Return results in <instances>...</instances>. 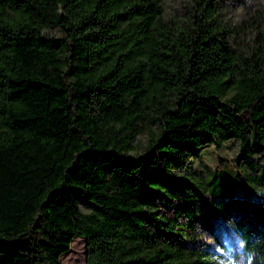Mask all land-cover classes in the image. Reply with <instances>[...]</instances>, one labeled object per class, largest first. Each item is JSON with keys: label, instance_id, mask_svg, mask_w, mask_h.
I'll return each mask as SVG.
<instances>
[{"label": "trees", "instance_id": "trees-1", "mask_svg": "<svg viewBox=\"0 0 264 264\" xmlns=\"http://www.w3.org/2000/svg\"><path fill=\"white\" fill-rule=\"evenodd\" d=\"M163 2L0 0V264H215L217 216L264 264V14ZM230 138L255 196L184 168Z\"/></svg>", "mask_w": 264, "mask_h": 264}, {"label": "rangeland", "instance_id": "rangeland-1", "mask_svg": "<svg viewBox=\"0 0 264 264\" xmlns=\"http://www.w3.org/2000/svg\"><path fill=\"white\" fill-rule=\"evenodd\" d=\"M216 13L224 24H232L240 18L248 21L254 19L255 15L264 14V0H213ZM164 12L169 16H174L178 10L176 0H164L162 4ZM57 31L56 28H53ZM146 132L137 134L136 145L144 143ZM238 153V142L235 138L225 140L221 145L213 143L201 144L187 151V161L185 170L194 172L201 180H215L219 172H228L232 176L229 189L235 194L242 192V188L237 178L245 181L253 196L259 194L261 188L252 185L249 180V170L244 162L236 159ZM227 183H219L212 192L218 193L227 187ZM252 186V187H251ZM209 194V190L206 191ZM181 205V201L176 198L170 205ZM172 207L168 212H172ZM199 237L204 239V243L213 251L215 264H222L229 258H235L237 264H247L248 255L244 251L240 237L228 219L217 216L214 218L213 232L203 230ZM67 250L60 254V260L64 264H84L85 263V239L75 235Z\"/></svg>", "mask_w": 264, "mask_h": 264}, {"label": "clouds", "instance_id": "clouds-1", "mask_svg": "<svg viewBox=\"0 0 264 264\" xmlns=\"http://www.w3.org/2000/svg\"><path fill=\"white\" fill-rule=\"evenodd\" d=\"M243 246V242L241 244ZM222 264H237L235 258H229L226 261H223ZM247 264H251V257L248 258Z\"/></svg>", "mask_w": 264, "mask_h": 264}]
</instances>
